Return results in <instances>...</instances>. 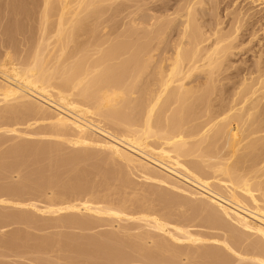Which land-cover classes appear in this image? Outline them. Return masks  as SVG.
<instances>
[{"label":"bare ground","instance_id":"6f19581e","mask_svg":"<svg viewBox=\"0 0 264 264\" xmlns=\"http://www.w3.org/2000/svg\"><path fill=\"white\" fill-rule=\"evenodd\" d=\"M146 1L0 0V20L9 25L5 35L23 36L29 46L23 56L16 59L14 53L16 60L10 56L8 65H0V151L9 134L12 140L30 134L50 138L40 144L24 138L0 152V232L16 227L8 239H0V247L15 258H23L18 250L30 242L31 253L45 257L41 262L33 257L31 262L29 252L26 258L31 264H58L56 253L63 264H230L228 253L236 264H264V100H259L264 94V44L260 40L256 44L260 48L253 52L257 76L249 72L242 79L237 96L234 93L238 99L233 95L229 100H206L213 93L210 87L216 86L217 73L230 67L226 63L232 51L244 45L241 33L253 25L252 15L238 0H213L209 5L215 19L204 27L197 10L209 0H154L152 23L143 18L147 24L142 26L141 19L137 24L129 17ZM169 28L168 34L173 31L176 39L162 47ZM250 37L247 44L256 36ZM195 73H204L205 83L187 87ZM31 120L47 124L32 129ZM24 125L25 130L17 129ZM53 137L72 140L61 143ZM66 145L73 148L70 153H65ZM89 160L96 170L93 180L88 179L90 171L81 167ZM28 168L31 172L19 176ZM129 173L149 185L153 181L157 187L160 183V188H172L176 198L185 193V199L181 194L185 202L188 196L190 205L194 199L195 207L188 203L192 213L180 212L177 206L176 215L173 209L179 203L174 195L169 197L167 190L168 195L153 185H145L148 193H143L149 201L162 203L153 204L157 209H152L146 195L139 199L146 198L147 203H133L136 195H132L125 198L127 204L120 195L124 205H113L108 189V200L105 192L101 195L105 189L100 186L110 188V179L130 183ZM129 221L137 223L141 232L131 233L119 225ZM228 224L233 225L230 233L234 226L241 230L232 242L230 236L237 228L228 239ZM113 225L122 236L119 231L95 237L59 231L92 232ZM193 226L218 229L219 243L226 236L219 249L226 252L209 250L215 246L212 243L205 250L214 232L208 236L195 232ZM29 231L51 234L33 238ZM206 235V241L201 239ZM240 244L248 246L238 254Z\"/></svg>","mask_w":264,"mask_h":264},{"label":"rangeland","instance_id":"374dc122","mask_svg":"<svg viewBox=\"0 0 264 264\" xmlns=\"http://www.w3.org/2000/svg\"><path fill=\"white\" fill-rule=\"evenodd\" d=\"M146 1V0H145ZM151 1H154V0H149L148 2H149V5L147 4V1L145 2V4L146 5H144L143 6V4H142V6H140L139 5V7H138V9L136 8V7H134V9H132V12L134 13V11H135V9H136V11H137V14H135L134 16H133V14H132V16H130L129 17V19L131 18V20H134V22L135 23H137L140 19H141V21H140V23L142 24V26L144 25V24H147V23H152V20H151V15L153 16L155 13H154V10H153V6L154 5H152L153 3L151 2ZM213 0H209V2H208V5H206V6H204V8H202V9H198L197 10V14H198V16H199V22H200V24H202L204 27L205 26H208V25H210L212 22H213V20L215 19V17H214V15H215V13H214V10H213V7H211L209 4L212 2ZM226 1V0H225ZM224 1V2H225ZM238 2H241L240 3V6L241 7H243V11H248V13L250 14V15H252V22H253V25L251 26V27H249L247 30L246 29H243L242 30V33H241V36H245L242 40H240V42H242V41H244V45H242L241 47H239V48H237V49H235V50H233L232 51V54L230 55V57H228V61H227V63H226V65L227 66H230L229 68H227V69H224L222 72H218L217 73V78H216V86L215 85H213V86H215V87H210L211 88V90L209 91V93H212V94H210L209 96H207L206 98H208V99H206V100H221V98H222V100H225V99H227V100H229L230 98H233L232 96L234 95V98L237 96V92H238V90H239V87L241 86L239 83H241V81H242V79L243 78H247V76H248V73L249 72H252L253 73V77H255V76H257V72H256V70H255V59L253 58V52L254 51H256V50H258L259 48H260V46H257L256 44H257V42H258V40H260L261 41V43L262 44H264V0H262V2H255V0H238ZM143 3H144V1H143ZM152 3V4H151ZM223 5H224V3L223 4H221L220 5V7L222 8L223 7ZM232 9V8H231ZM131 10V9H130ZM129 10V11H130ZM134 10V11H133ZM128 11V12H129ZM136 11H135V13H136ZM149 16V17H148ZM148 17V18H147ZM143 18L145 19V20H148L149 18H150V20L149 21H151V22H147V23H145L144 21H143ZM147 18V19H146ZM4 20V21H3ZM3 20H0V21H2V25H1V22H0V25L3 27V28H1V26H0V32H1V34H0V65L2 64V65H8V63H9V60L8 59H10L11 58V60L13 61L15 58L16 59H18L19 57H21V55L23 56L25 53H26V51H27V49H28V44H27V40H26V38H24L23 36H20L19 37V35H15V36H13L12 38H9L8 36H6L5 34H7V33H5L6 32V30H5V27L7 26V22L5 21V19H3ZM143 21V22H142ZM3 22H4V26H3ZM139 23V24H140ZM144 23V24H143ZM6 24V25H5ZM138 24V23H137ZM9 26V25H8ZM8 26L6 27V28H8ZM145 26V25H144ZM171 28V30L173 29V27L171 26L170 27ZM170 28L166 31V33H165V36H164V38H165V44L163 45L162 44V47L164 46H167L168 44H171V42L172 41H174L175 39H176V36L173 34V31L170 33V34H168L171 30H170ZM1 29H3V30H1ZM3 33H4V35H3ZM251 34H255V38L254 39H252L251 40V44H247V42L251 39V37H250V35ZM1 36H4L3 38L1 37ZM18 36V37H17ZM5 37H6V40H5ZM17 37V38H16ZM24 38V39H23ZM167 38V39H166ZM170 38V39H169ZM10 39H13L12 40V42H11V40ZM3 42H2V41ZM9 40H10V42H9ZM22 40H24V41H26V42H23ZM15 41V42H14ZM167 41V42H166ZM14 42V43H13ZM16 42H18V43H16ZM23 42V43H22ZM239 41H237L236 43H238ZM9 43V44H8ZM11 43V44H10ZM20 43V44H19ZM21 43H22V45H21ZM15 44V45H14ZM17 44V45H16ZM25 44V45H24ZM247 44V45H246ZM7 45H8V47H11L12 45V49L11 48H8L7 47ZM22 46H24V47H22ZM15 49H14V48ZM18 47H20L21 49H24L25 47V49L22 51L20 48H18ZM170 47V46H169ZM168 48V47H167ZM167 48L165 49V50H167ZM6 49V50H5ZM8 49H10V50H8ZM13 49L15 50V51H13ZM5 50V51H4ZM164 50V49H163ZM8 51H10V52H8ZM20 51H22V53L20 52ZM12 52V53H11ZM6 53H8V55L5 57V55H6ZM15 53V54H14ZM13 54H14V56H15V58H14V56H13ZM18 56H17V55ZM159 54H160V56H161V53H160V49L157 51V52H155V56H154V59L156 58V61H158V58H159ZM5 57V59H4V57ZM11 56V57H10ZM10 57V58H9ZM12 57H13V59H12ZM8 58V59H7ZM7 59V60H6ZM15 59V60H16ZM5 61V62H4ZM3 62V63H2ZM6 67H8V66H6ZM202 83H205V74L204 73H200V74H198V73H195V75H193L189 80H188V82H186V85H187V87H195V86H197V85H200V84H202ZM239 86V87H238ZM213 89V90H212ZM262 89H263V91H262ZM260 91H259V95H260V93H261V91L264 93V88H262ZM235 91H236V93H235ZM236 94V96H235V94ZM207 94H208V92H207ZM262 94V93H261ZM226 97V98H225ZM239 97V96H238ZM229 98V99H228ZM233 98V99H234ZM259 98V97H258ZM238 98L236 97V99L235 100H237ZM240 100V99H239ZM259 100H264V94L262 95V96H260V99ZM86 121H87V119H86ZM38 123V124H37ZM41 122H39V121H35V120H31L30 122H29V124H32V129H36V128H38V127H40V126H42L43 124H40ZM39 124H40V126H39ZM45 124H47V123H45ZM45 124H44V126H45ZM34 125V126H33ZM22 127H24V128H22ZM20 128V130H25L26 129V127H25V125L24 126H21V127H18L17 129H19ZM27 134H30L28 131H25ZM9 135H11V134H9ZM9 135H7L8 137H6V136H4V137H6V139H8V140H6L5 139V141L7 142H4V144H3V146L2 147H4V149H6L7 147H9V146H7V145H13V144H16V143H18V142H20L19 140H23L24 141V138H22V139H14V140H12V138H14V136L13 135H11V139H10V136ZM31 135L32 134H30V135H28V137L27 138H25V141H27V140H29V141H34V142H36V143H41V142H49L48 141V136H42V137H40L41 139H39V137L38 136H35V135H32V138H31ZM25 136H27V135H25ZM3 137V138H4ZM34 137V138H33ZM46 137V141H45V138ZM28 138H30V139H28ZM54 138V137H53ZM27 139V140H26ZM33 139V140H32ZM44 139V140H43ZM50 139V138H49ZM57 139H58V141H62L61 143H63V142H68V141H70V140H72V139H69V138H65V139H63V138H56V140H55V138L53 139L54 141H57ZM52 140V138H51V141H53ZM12 141V142H11ZM40 141V142H39ZM50 141V142H51ZM57 141V142H58ZM59 142V143H60ZM13 143V144H12ZM1 147V148H2ZM69 148V146H65V153H70V151H72V149L73 148ZM83 148V147H82ZM3 148L1 149V151H3L4 150ZM71 149V150H70ZM70 150V151H69ZM94 150V149H93ZM0 151V152H1ZM92 162V160H89L87 163H85L84 165H81V167L83 168V170L85 171V169H86V172H88V171H90V172H88L87 173V175H88V179L89 180H93L94 179V172L96 171L95 170V168H92V165H90V163ZM93 163H95V161L93 160ZM259 163H262V162H259ZM259 165V164H258ZM262 166V164L261 165H259V166H257V167H261ZM90 167V168H89ZM250 167V164H248V168ZM31 168V170H34L35 169V167H30ZM30 168H28V169H26V170H24L23 172H21L20 173V175L19 176H23L24 174H26V173H28L29 172V170H30ZM85 168V169H84ZM89 169V170H88ZM258 169V168H257ZM31 170H30V172H31ZM93 173V174H92ZM259 173H262L261 171L259 172ZM133 175V176H132ZM135 175H137V174H135V173H129V179H130V183H127V182H124L122 179L120 180V181H122L124 184H127V185H125L126 186V188H128V189H126V188H124V184H123V189L121 188V186H122V184L120 185V181L118 180V179H116V181L113 179H110V180H108L107 181V186L108 187H110V188H107V187H103V185H102V187L100 186V189H105L104 191H103V194H101V195H105V196H107V200L109 199L108 198V196H109V194H110V200L112 199L113 200V202H112V204L114 203L115 205H116V202H117V204L119 203H123V205H124V202L123 201H125L126 199V197H135V195H136V197H135V199H133V198H130L129 199V204H130V202H132L133 200V203H135V200L136 201H139L140 199H142L143 197H145V195H146V193H148L146 190H145V185H147L148 187H150V185L152 186L153 185V181H149L150 182V185H149V183H148V181H146V180H144V181H142V179L140 180V178L141 177H139L138 175L137 176H135ZM136 177H138V178H136ZM13 180H15V177L12 179V182H15V181H13ZM96 180V179H95ZM112 180V181H111ZM114 181V182H113ZM109 182V183H108ZM121 182V183H122ZM155 182V181H154ZM141 183V184H140ZM110 184V185H109ZM138 184H140V186H138ZM157 183L155 182V184L153 185V189H155L156 187H157V185H156ZM160 186H162V184H160V183H158ZM144 185V186H143ZM159 185H158V187H159ZM104 186H106V184L104 185ZM133 187V189L135 190V189H137V190H132V188L131 187ZM146 186V187H147ZM137 187V188H136ZM139 187V188H138ZM156 188L155 190H157V191H159L158 189H160V191L159 192H162V193H164L165 192V190H167V187L166 186H163V187H166V189L165 188ZM140 188H142V189H140ZM170 188V187H169ZM102 189V190H103ZM109 190V194H107L106 192ZM144 189V190H143ZM102 190H99V192L101 193V191ZM140 190H142V191H140ZM171 190H172V188H171ZM171 190L169 189V190H167L168 191V194H169V197L171 196H173L174 195V193L173 192H175L174 190H172V193H171ZM106 191V192H105ZM111 191V192H110ZM132 191H134V192H132ZM137 191V192H136ZM143 191H145L146 193L144 194L143 193ZM104 192H105V194H104ZM177 192V191H176ZM175 192V194L177 195V193ZM179 192V191H178ZM124 195H122V194ZM131 193H134V194H131ZM142 193H143V195H142ZM167 192H165V194H166ZM179 193H181L182 194V192H179ZM127 196H126V195ZM130 194V195H129ZM139 194V195H138ZM168 194H166V195H168ZM170 194H172V195H170ZM180 194V195H181ZM184 195H185V193H183ZM182 194V195H183ZM115 195V196H114ZM122 197H124V199H123V201H122V199L120 198L121 196ZM129 195V196H128ZM133 195V196H132ZM142 195V197H140ZM176 195H174V197L176 196ZM179 194H178V200H177V198L175 197V199H176V204L177 203H179V205H182L183 204V202L184 203H187V208L185 207V206H183V209H182V207H180L179 205H176L175 204V201L173 200L174 199V197H173V201H174V204L176 205L175 207L177 208V206L180 208L179 210H180V212H182V211H186V210H188L189 211V209H190V212L192 213V211L191 210H193V209H191V208H189L190 206L191 207H195L194 206V204L192 205V203H194V199H191V197H190V201H191V205H190V203L188 202V198H189V196L186 198V202H185V197H184V195H183V197H184V199H183V197H182V195L180 196ZM114 196V197H113ZM148 195H146V198H148V203L150 202V205L151 206H153L152 207V209L153 208H156L157 209V207H155L153 204L155 203V202H157V201H149V197H147ZM113 197V198H112ZM116 197V198H115ZM182 198V200L180 199V198ZM128 198H127V201H128ZM140 198V199H139ZM146 198H144L143 199V201L142 200H140V201H142L143 203H147V200L145 201V199ZM117 199L118 200H121V201H117ZM133 199V200H132ZM188 199V200H187ZM109 200V201H110ZM132 200V201H131ZM179 200H181V202L179 201ZM127 201H125V204H127L128 202ZM145 201V202H144ZM179 201V202H178ZM183 201V202H182ZM127 202V203H126ZM152 203V204H151ZM158 204H162V203H159V202H157ZM181 203V204H180ZM188 203H189V207H188ZM113 204V205H114ZM128 204V207L131 205H129ZM37 206L39 205H41V204H36ZM146 205V204H145ZM150 205H149V207H150ZM156 206H157V204H155ZM186 205V204H185ZM117 206H120V205H117ZM159 206L160 205H158V208H159ZM163 206V205H162ZM126 207V206H125ZM130 207H132V206H130ZM127 208V207H126ZM161 208V207H160ZM175 208V209H176ZM151 209V210H152ZM156 209H154L155 211H156ZM175 209H173L176 213V215H178V212H179V210H178V208H177V210H175ZM153 210V211H154ZM163 209H158L157 211H161V213H164L165 212V209H164V211H162ZM135 211H137V210H135ZM132 212V211H131ZM179 212V213H180ZM189 212V215L191 214ZM183 213H185V212H183ZM186 213L188 214V212L186 211ZM156 214H160V213H157L156 212ZM162 215V214H161ZM176 217V216H175ZM175 217L174 218H172L173 219V221H175ZM176 219H177V217H176ZM178 220V219H177ZM173 221H172V223L170 224V222H169V224L170 225H173ZM129 222H131V221H129ZM176 222V224H177V221H175ZM195 222H197V221H195ZM195 222L193 223V225H198V223L197 224H195ZM44 223H45V221H44ZM46 223H49V221H46ZM126 223V224H125ZM186 223V222H185ZM228 223H230V222H228ZM113 224V223H112ZM175 224V223H174ZM175 224V225H176ZM231 224H233V223H230V225ZM114 225L116 226V228H117V222L116 223H114ZM113 225V229L115 228V226ZM119 225H122V226H125V227H127V229L128 230H130V231H132L131 233H133V231H135L134 233H138L139 231L141 232V229H139L138 228V224L137 223H128V222H124V224H122V223H120ZM128 225H129V227H128ZM229 225V224H228ZM229 225V226H230ZM174 226V225H173ZM227 226L228 227V229H226V230H228L227 232L228 233H230V228L233 226ZM109 227V226H108ZM108 227H106V229L104 230V228H101L100 230L99 229H97V230H94V231H88V232H80V231H77V230H75V231H69V230H59L60 231V233H64V234H67V232L68 233H71V234H76L77 236H79V237H81V235L82 236H87V237H95V236H97L99 233H101L102 234V232H104V233H108V232H115V233H117L118 231H119V229H118V231H117V229L115 228L114 230L113 229H111V227L108 229ZM135 227H137V230H134V229H136ZM235 228H237V226H234ZM233 227V229H231V233L230 234H226V233H224L225 231H224V229H225V227H222L221 229H220V232L221 231H223L222 232V234L224 233V235L226 234V236H227V238H228V235H232L234 232H233V230H235V228ZM16 227L14 226V228H13V226H11L10 228L9 227H7V228H5V229H3V232H0L1 234H0V239H3V240H5V239H8V237L10 236V233H12L11 231H14V230H16L15 229ZM134 228V229H133ZM191 228V227H190ZM193 229H194V231L196 232L197 231V229H198V231L197 232H199V230H200V232L202 231V233L203 234H206L207 232V234H208V236H211L212 234H213V232H214V236H211L210 238H211V240H209L208 239V236H207V238H202L201 237V239H203V240H207L206 242L207 243H205V245L204 244H198L196 247H198V248H202V246L204 245L205 247H207V245L206 244H208V246L209 245H215V246H213V247H211L210 248V246H209V250H211L212 249V251L214 250H216V249H218V251L220 250V251H223V252H226L224 249H219L221 246V243L223 242V240H224V238L226 237H224L223 238V236H222V238H223V240L221 239V243H219L220 242V239H218V237L219 238H221L219 235H218V237H217V232L216 231H218V229H207V230H209V231H207L206 230V228H203L202 227V229H204V230H201V228L200 227H195V226H193L192 227ZM224 228V229H223ZM12 229H14V230H12ZM111 229V230H110ZM139 229V230H138ZM55 230V229H54ZM54 230H50V232L52 233V231H54ZM116 230V231H115ZM144 229H142V231H143ZM192 230V229H191ZM190 230V231H191ZM237 230V231H236ZM235 230V235L233 234L232 236H230V240H231V242H232V240L234 239L233 237H235L236 235H237V233H238V231H239V234H240V232H241V230H240V228H237ZM56 232L58 231V230H55ZM54 231V232H55ZM58 231V232H59ZM66 231V232H65ZM96 231H98V232H96ZM138 231V232H137ZM203 231H206V232H203ZM211 231H213L212 233H211ZM5 232H7V233H5ZM32 232V231H31ZM30 231H29V233H31ZM33 232H35V231H33ZM46 232V231H45ZM39 232V233H37V232H35V233H37L36 235H35V233H34V235H33V233H31L32 235H30V236H32L33 238H35V236L36 237H38V235L40 234H47L48 235V232ZM49 232V233H50ZM220 232H218V234H220L221 235V233ZM243 232V231H242ZM5 233V234H4ZM50 233V234H51ZM216 233V234H215ZM119 234L121 235V234H123V233H121L120 231H119ZM4 235V236H3ZM40 235H39V237H40ZM44 235V236H45ZM46 235V236H47ZM3 236V237H2ZM41 236H43V235H41ZM122 236V235H121ZM233 239H232V238ZM215 238H217V239H215ZM213 239H215V242H214V240ZM226 239V238H225ZM229 239V238H228ZM208 241H213V242H208ZM218 241V242H217ZM225 241V240H224ZM227 241H229V240H227ZM231 242H229L230 244H231ZM245 242V241H244ZM243 242V243H244ZM246 242H248V241H246ZM245 242V243H246ZM212 243V244H211ZM218 243V244H217ZM242 243V244H243ZM249 243V242H248ZM247 243V244H248ZM178 244H181L180 246H182V244H184V243H178ZM220 244V245H219ZM247 244H244V245H237L238 246V248H240V252H238L239 251V249L237 248L236 249V251L238 252V254H240L242 251H241V249L243 248H245L246 246H248ZM24 245L26 246V247H24ZM21 248H19V252H20V255L22 254V256H21V258L23 257L24 259H26L24 262H23V260L21 259L20 260V257L19 258H15L13 255H14V253H13V255H11L12 253H11V251L10 250H8L7 251V248L6 247H0V253H2L1 254V256L0 257H2V258H0V259H2V260H0V261H3V262H7V263H9V261L11 262V264H12V262H14V261H16L15 263H22V264H25V262H26V264L34 257V258H37L35 261L36 262H41V259H45V257H44V255H36L37 257H35V255H33L32 253H31V245H32V243L30 244V242L28 243V244H24ZM27 245H28V247H27ZM232 245V244H231ZM246 245V246H245ZM184 246V245H183ZM182 246V247H183ZM186 246V245H185ZM200 246V247H199ZM204 246H203V248H204ZM217 247V248H216ZM4 248V249H3ZM25 248V249H24ZM29 250V251H25V250H27V249ZM202 248V249H203ZM236 248V247H235ZM235 248H232L233 250L235 249ZM208 249V247L207 248H205V250H207ZM246 249V248H245ZM25 252H23V251ZM10 251V252H9ZM9 252V253H8ZM23 252V253H22ZM32 254V255H30V253ZM236 252V253H237ZM6 253H8L9 254V257H8V255L6 254ZM11 253V254H10ZM29 253V255H27ZM23 254L25 255V256H23ZM224 254H226V253H224ZM3 255V256H2ZM26 255L27 256H29V258H30V260L29 261H27V258H26ZM55 255H58V256H56V258L54 257V255H52V257H53V259L55 258L56 260L54 261V263L56 262V261H58L57 263L59 264L60 262H62V264L63 263H66L65 261H60V259L59 260H57V258L59 257V258H61L62 256L60 255V254H55ZM227 255V254H226ZM231 255V254H230ZM14 257V258H12V257ZM48 256V255H47ZM46 256V257H47ZM61 256V257H60ZM50 257V258H49ZM227 257L229 258V260H230V264H236V263H238V262H236V261H234V260H236L235 259V257L234 256H232L231 255V257H229V253H228V255H227ZM9 258V259H8ZM10 258H11V260H13V261H11L10 260ZM28 258V259H29ZM33 258V259H34ZM41 258V259H40ZM48 258L49 259H51V255H49L48 256ZM47 258V259H48ZM234 258V260H232ZM15 259V260H14ZM32 259V260H33ZM39 259V260H38ZM5 260V261H4ZM9 260V261H8ZM31 260V262H33ZM52 260V259H51ZM47 261V260H46ZM31 262H29L30 264H31ZM184 262V261H183ZM182 262V264H185V263H183ZM14 263V264H15ZM52 263H53V260H52ZM242 262H240L239 264H241ZM246 263H249V262H243V264H246ZM32 264H35V263H32ZM249 264H251V263H249Z\"/></svg>","mask_w":264,"mask_h":264}]
</instances>
